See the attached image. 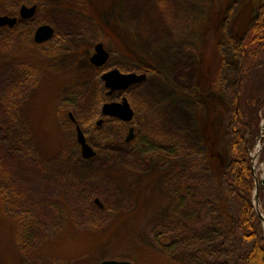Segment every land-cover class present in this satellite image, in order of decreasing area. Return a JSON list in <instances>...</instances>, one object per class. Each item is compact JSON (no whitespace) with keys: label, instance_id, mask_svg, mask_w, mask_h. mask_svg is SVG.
Returning <instances> with one entry per match:
<instances>
[{"label":"rangeland","instance_id":"obj_1","mask_svg":"<svg viewBox=\"0 0 264 264\" xmlns=\"http://www.w3.org/2000/svg\"><path fill=\"white\" fill-rule=\"evenodd\" d=\"M218 1L83 0L80 8L0 0V15L39 6L20 29H0V264H243L252 244L236 224L233 162L222 155L223 174L213 178L203 155L207 109L196 91L207 98V85L209 96H222L228 156L245 153L228 101L261 46L256 24L264 0L252 3V24L234 21L227 31L246 47L243 62L233 45L223 48L222 62L211 54L206 19ZM42 23L56 34L37 45L29 32ZM99 23L140 66L116 55V41ZM97 42L109 53L102 69L89 60ZM111 69L145 80L107 94L100 75ZM122 97L132 120L105 119L102 105ZM68 112L95 156H81ZM262 116L245 155L253 209L264 216Z\"/></svg>","mask_w":264,"mask_h":264},{"label":"trees","instance_id":"obj_2","mask_svg":"<svg viewBox=\"0 0 264 264\" xmlns=\"http://www.w3.org/2000/svg\"><path fill=\"white\" fill-rule=\"evenodd\" d=\"M82 1L61 0V5L63 7H71L72 5L74 7L81 8ZM254 1L255 0H219L217 8L215 6H211L209 18L208 20L206 19L207 29L205 33L208 35V38H210V44L212 47L211 54H213V57H216L217 59L218 55H220L221 58L223 48L226 46L232 47V45L236 50H240L243 53L242 62L248 56L247 50L245 51L246 47L243 46L241 49L237 47L235 45L237 42L236 39L229 37L227 31L230 29V26L234 21L240 22L242 28L251 23V16L254 15V12H256V10H252V3ZM73 3H75L76 6L73 5ZM32 4L36 5L37 3ZM262 10L263 12H261ZM259 15L261 18L259 19V22H257L256 26L260 25L258 31H260L259 40L261 41V46L257 49L258 53L256 54L252 64L239 71L238 86L236 85L234 89L235 93L231 105V101H228L229 106L233 107L232 117L235 126H237V129L233 131V134L239 135V138L245 142V153L247 148L251 146L256 139L255 137L258 132L257 126L264 114V33L261 31L263 27L262 24L264 22V6L260 9ZM98 25L106 31L108 38L109 36L113 37L115 43L117 40L115 33L113 35V33L106 27H103L101 23ZM115 48L117 49L116 55L120 58L128 60L133 64L136 63V65H141L140 61L130 55L127 50L122 48L117 43V41ZM223 60L222 55L220 61L222 62ZM215 68L212 72H215L213 77L209 79L211 84L216 83L215 77L218 75L221 66L218 70L216 69L217 72ZM146 71L147 73L153 72L154 69L149 67ZM218 86L220 89L221 86ZM205 87L206 88L203 92H210L209 94H214L212 93V89L210 90L207 85H205ZM216 88L218 89L217 86ZM254 89H256L257 92L252 94ZM196 94L200 97V103L205 102L206 104L207 110H205V116L207 117L205 118L208 120L204 125L203 155L204 159L209 162V170L212 171L213 178L217 179L223 174V166L221 164L222 155L227 157L226 160H230L229 163L233 162L231 188L235 193L238 202H240L236 212V224L238 226V232L242 235V238L252 244L251 248L243 257V264H264V224L254 211L253 204L251 202V190L253 189L255 182L250 170V159L246 157L244 152L237 154V157L236 154L228 156V146L231 140V133H228L225 128L226 118H224L223 112L228 107L226 102L223 101L222 96H209L208 94L207 98H202L201 93L196 91ZM222 203L226 206L225 201ZM262 212L264 213V208ZM19 220V218H16L15 221Z\"/></svg>","mask_w":264,"mask_h":264},{"label":"water","instance_id":"obj_3","mask_svg":"<svg viewBox=\"0 0 264 264\" xmlns=\"http://www.w3.org/2000/svg\"><path fill=\"white\" fill-rule=\"evenodd\" d=\"M18 17L23 19H28L29 17L33 16L36 12V6L35 5H21L18 9ZM16 16H10V15H0V27L3 26H13L17 22ZM34 34V41L37 43L47 41L51 39V37L54 35V29L52 26L48 24H41L39 27L35 29ZM94 52L89 58L91 63L94 66L97 67H103L108 60L109 53L106 50V48L103 47V45L98 42L94 44L93 46ZM145 74H135L132 72L123 73L119 69H111L108 71H105L100 77V80L104 83V88L108 89L107 94H111L117 90L124 91L127 89V87L138 84L140 82H143L145 80ZM101 114L103 116H109L116 119H119L121 121L129 123V121L132 120L134 111L132 110L129 101L126 100V98L122 97L120 101L117 102H110L107 101L104 103L100 110ZM69 117L73 120L72 114L68 113ZM101 119L97 120V124H100ZM128 136L126 137V141H129L130 138L133 136L132 127H129L128 130ZM75 135H76V141L80 147V154L84 159H88L90 157L95 156V152L93 151L92 147L86 142L85 135H83L79 125L76 126L75 129ZM257 185V183H256ZM257 212L258 216L264 222V216L262 213ZM264 233V232H263ZM100 264H132L128 260H109V259H103V261L100 262Z\"/></svg>","mask_w":264,"mask_h":264},{"label":"flooded vegetation","instance_id":"obj_4","mask_svg":"<svg viewBox=\"0 0 264 264\" xmlns=\"http://www.w3.org/2000/svg\"><path fill=\"white\" fill-rule=\"evenodd\" d=\"M36 6V5H35ZM36 12L38 11V6H36ZM35 12V13H36ZM12 16H16V17H18V13L16 14V15H12ZM34 16V15H33ZM33 16H31V17H29L28 19H23V18H20V17H18L17 18V22L13 25V26H3V27H0V29H2V30H8V29H18L19 27H21V24H27L31 19H32V17ZM42 24H44V23H42ZM41 25V24H40ZM50 26V25H49ZM39 27V26H38ZM37 28V27H36ZM53 28V27H52ZM20 29V28H19ZM16 31H18V30H16ZM35 29L33 30V31H31V32H29V35H30V37H31V41H33L35 44H37V45H40V44H42V43H44V42H47V41H49V40H47V41H44V42H40V43H37L36 41H34V34H35ZM56 34V30L54 29V35ZM53 35V36H54ZM52 36V37H53ZM98 43V42H97ZM96 44V43H95ZM104 48H105V46H103ZM93 49V48H92ZM107 50V49H106ZM93 52H94V49H93ZM93 54V53H92ZM91 57V56H90ZM89 57V58H90ZM108 58H109V56H108ZM107 58V59H108ZM107 62V61H106ZM90 64H91V66L93 67V69H102V67H97V66H94L92 63H91V61H90ZM106 64V63H105ZM105 66V65H104ZM147 72V71H146ZM100 77H101V75H100ZM69 113V112H68ZM67 113V114H68ZM103 116V115H102ZM105 119H108V118H111V117H109V116H103ZM68 118L70 119V121H71V123L75 126V129H76V126L78 125L77 124V122L73 119H71L70 117H69V114H68ZM113 118V117H112ZM99 120V119H98ZM103 120L104 119H102L101 118V122H103ZM101 122H100V124H101ZM96 123V122H95ZM97 124V123H96Z\"/></svg>","mask_w":264,"mask_h":264}]
</instances>
